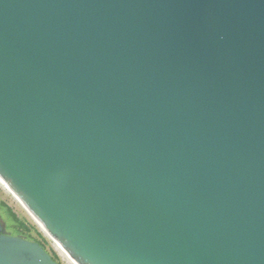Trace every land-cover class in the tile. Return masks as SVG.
Segmentation results:
<instances>
[{"label": "water", "instance_id": "water-1", "mask_svg": "<svg viewBox=\"0 0 264 264\" xmlns=\"http://www.w3.org/2000/svg\"><path fill=\"white\" fill-rule=\"evenodd\" d=\"M0 176L79 264H264V0H0Z\"/></svg>", "mask_w": 264, "mask_h": 264}, {"label": "rangeland", "instance_id": "rangeland-1", "mask_svg": "<svg viewBox=\"0 0 264 264\" xmlns=\"http://www.w3.org/2000/svg\"><path fill=\"white\" fill-rule=\"evenodd\" d=\"M24 224L17 222L14 216ZM0 220L4 232L40 243L59 264H72L58 250L56 243L48 236L27 210L0 184ZM23 229V230H22Z\"/></svg>", "mask_w": 264, "mask_h": 264}, {"label": "bare ground", "instance_id": "bare-ground-1", "mask_svg": "<svg viewBox=\"0 0 264 264\" xmlns=\"http://www.w3.org/2000/svg\"><path fill=\"white\" fill-rule=\"evenodd\" d=\"M0 184L10 193L26 210L27 212L36 220V222L42 227L44 232L48 234L49 237L52 238V240L56 243L58 250L63 254L69 262L72 264H79L77 261L72 258V256L62 247V245L49 233V231L46 229L45 225H43L30 211V209L26 206V204L22 201L21 198L7 185V183L4 181V179L0 176Z\"/></svg>", "mask_w": 264, "mask_h": 264}, {"label": "trees", "instance_id": "trees-1", "mask_svg": "<svg viewBox=\"0 0 264 264\" xmlns=\"http://www.w3.org/2000/svg\"><path fill=\"white\" fill-rule=\"evenodd\" d=\"M14 216V215H13ZM15 217V216H14ZM17 222L21 223V224H24L22 221H20L18 218H14ZM23 230V229H22Z\"/></svg>", "mask_w": 264, "mask_h": 264}]
</instances>
